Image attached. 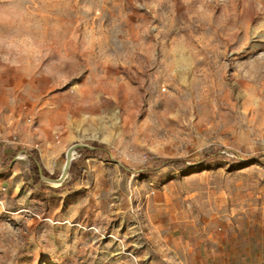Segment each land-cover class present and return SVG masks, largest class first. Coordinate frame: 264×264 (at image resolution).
<instances>
[{"label":"rangeland","instance_id":"rangeland-1","mask_svg":"<svg viewBox=\"0 0 264 264\" xmlns=\"http://www.w3.org/2000/svg\"><path fill=\"white\" fill-rule=\"evenodd\" d=\"M0 122V264H264V0H0Z\"/></svg>","mask_w":264,"mask_h":264},{"label":"crops","instance_id":"crops-1","mask_svg":"<svg viewBox=\"0 0 264 264\" xmlns=\"http://www.w3.org/2000/svg\"><path fill=\"white\" fill-rule=\"evenodd\" d=\"M20 123V122H18ZM16 123V125H13V128H15L14 132H7L5 125L0 122V167L3 164V162L7 159L8 155L10 153H16V154H24L22 157L19 158V162L13 163L12 168H18L16 172H21L20 167V161H24V159H27L24 156H27V153H29V149L25 148L27 145L26 139H23L22 137V131L21 128L23 125L19 126V124ZM19 128V139L17 135L10 136L12 133H18L17 129ZM18 139V140H17ZM64 150V148H63ZM62 150V151H63ZM28 157V156H27ZM29 161V160H28ZM30 162V161H29ZM103 161L100 162H94L92 166L89 168V174L86 176V181L88 183L87 186H83L84 191L88 190L89 187H92L94 191H98L100 180L105 179V176L103 173H100V169L104 166ZM16 172H14L13 178L16 177ZM7 173L0 174V176H6ZM96 198V197H95Z\"/></svg>","mask_w":264,"mask_h":264},{"label":"trees","instance_id":"trees-1","mask_svg":"<svg viewBox=\"0 0 264 264\" xmlns=\"http://www.w3.org/2000/svg\"><path fill=\"white\" fill-rule=\"evenodd\" d=\"M95 153H96V151L86 150L84 156L87 157L88 155H93ZM28 155H29V158H30V160L32 162V172L34 174L33 184L35 186L39 185L40 183H42L41 176L49 178L50 180H57V178H55L54 176H51L49 174V172L43 166L42 161H41V159L38 156L30 154V153ZM215 156H216V154H212L211 156H206L204 158V161L212 160ZM257 158L264 159V154L258 155ZM175 161L176 162H182V160H175ZM10 168H11V164L5 163V164H3V167L0 170V173L8 171V170H10ZM69 185H71V184H69Z\"/></svg>","mask_w":264,"mask_h":264},{"label":"water","instance_id":"water-1","mask_svg":"<svg viewBox=\"0 0 264 264\" xmlns=\"http://www.w3.org/2000/svg\"><path fill=\"white\" fill-rule=\"evenodd\" d=\"M77 147H79V145H75V146L71 147L70 149H73V150H74V149L77 148ZM69 152H70V150H69ZM69 152H68V155H67V161H66V163H67V164L69 163V166H70L72 160L70 161ZM69 166H68V167H69ZM66 176H67V168L64 169V171H63V175H62V177L60 178V180H64V178H66ZM43 178H44V177H43ZM44 179H45V178H44Z\"/></svg>","mask_w":264,"mask_h":264},{"label":"bare ground","instance_id":"bare-ground-1","mask_svg":"<svg viewBox=\"0 0 264 264\" xmlns=\"http://www.w3.org/2000/svg\"><path fill=\"white\" fill-rule=\"evenodd\" d=\"M69 150H70V152H69L70 161H71V160L73 161V159H74L73 156H75V152H74L73 149H70V148H69ZM69 150H68V151H69ZM68 166H69V163H68V164L66 163L65 167L67 168Z\"/></svg>","mask_w":264,"mask_h":264},{"label":"built area","instance_id":"built-area-1","mask_svg":"<svg viewBox=\"0 0 264 264\" xmlns=\"http://www.w3.org/2000/svg\"><path fill=\"white\" fill-rule=\"evenodd\" d=\"M77 148H78V147H77ZM77 148H75V149H74V152H75V154H76V151H75V150H76ZM68 152H69V151H67V153H66V156L68 155ZM73 158H74L73 160H75V159H76V157H75V156H73Z\"/></svg>","mask_w":264,"mask_h":264}]
</instances>
